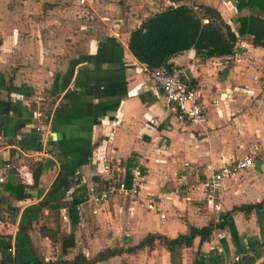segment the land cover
<instances>
[{
    "label": "crops",
    "instance_id": "1",
    "mask_svg": "<svg viewBox=\"0 0 264 264\" xmlns=\"http://www.w3.org/2000/svg\"><path fill=\"white\" fill-rule=\"evenodd\" d=\"M86 2L99 13L82 15L78 0H0V167L10 165L1 184H23L27 193L18 200L0 187V259L72 260L120 248L93 264H172L157 240L151 249H127L151 233L174 238L188 225L212 224L210 237L194 238L173 264H264V206L233 210L264 200V159L256 156L224 181L219 210L205 197L215 168L264 147V46L243 36L230 56L203 58L189 49L171 57L205 108L202 123L181 121L128 49L131 30L172 2ZM202 2L236 33L234 0ZM103 160L121 164L127 188L137 172L139 193L113 194L87 208L84 199L105 184ZM72 198L83 208L75 209L76 222L63 204ZM149 200L156 210L147 208ZM227 212L228 225L217 228ZM41 226L72 234L73 246L62 254Z\"/></svg>",
    "mask_w": 264,
    "mask_h": 264
},
{
    "label": "trees",
    "instance_id": "2",
    "mask_svg": "<svg viewBox=\"0 0 264 264\" xmlns=\"http://www.w3.org/2000/svg\"><path fill=\"white\" fill-rule=\"evenodd\" d=\"M170 1L171 5L163 7L160 11L144 19L138 27L131 30L129 35L128 49L130 53L149 70L168 65V60L171 57L189 49H193L197 56L203 58L230 56L233 54L238 37L250 36L253 46H264V0H234L238 12L234 18V23L237 24L236 33L222 19L219 11L210 5L202 4L200 11L195 12L184 3V0ZM243 9H247L249 13L240 14ZM33 179L36 184L39 179V171L33 172ZM1 186L18 200L27 196L23 184L14 185L10 182L7 185L0 183ZM79 201L78 198H72L70 202L63 203L69 211L72 222L77 220L75 209ZM59 205L56 203L50 207L57 208ZM263 206L264 200L254 204L236 206L233 210L249 214L253 209H261ZM229 220L230 212L222 214L216 227L224 228L228 225ZM214 228L215 226L212 224L203 227L188 225L186 233L174 238L151 233L127 251L131 252L144 247L151 249L157 240L169 251L173 264L175 256L180 255V250L183 247H190L196 237H199L200 242L207 240ZM39 231L49 240L59 242L62 254H65L68 248L74 244L72 234L60 235L58 229L47 226H41ZM122 252L123 250L120 248H106L93 258L77 254L72 260L56 259L54 261H44L35 255L23 264H93L120 255ZM6 263L5 256L2 255L0 264Z\"/></svg>",
    "mask_w": 264,
    "mask_h": 264
},
{
    "label": "built area",
    "instance_id": "3",
    "mask_svg": "<svg viewBox=\"0 0 264 264\" xmlns=\"http://www.w3.org/2000/svg\"><path fill=\"white\" fill-rule=\"evenodd\" d=\"M199 1L200 0H184V3L193 11L199 12ZM78 5L81 7V13L84 16L88 17L91 16V13H99V9L88 6L86 0H78ZM148 72L151 79L160 90L164 106L166 109L172 111L179 120L191 123H202L205 120V108L201 101L200 90L192 85L182 65L169 63L168 65L160 66L152 70L148 69ZM256 156H260V158L264 159V147L251 153L247 157L230 160L215 168L214 172L207 177L205 181V197L211 209L214 211L220 209L219 198L224 181L253 165ZM100 166L101 171L107 174L105 184L99 191L94 192V190H92V194L84 199L82 204L85 207H97L113 194H123L131 199H134L138 195L140 179L137 172L134 174L131 186L127 188L124 168L119 162L103 160ZM9 167V164H4L0 167V183L4 182ZM147 208L156 210L155 201L149 200ZM76 209L81 211L83 208L76 206ZM91 211L93 213L96 212L95 209H91ZM63 217H66L64 213ZM235 259L238 260V256H236Z\"/></svg>",
    "mask_w": 264,
    "mask_h": 264
},
{
    "label": "rangeland",
    "instance_id": "4",
    "mask_svg": "<svg viewBox=\"0 0 264 264\" xmlns=\"http://www.w3.org/2000/svg\"><path fill=\"white\" fill-rule=\"evenodd\" d=\"M202 1H204V0H200V1H199L200 5L204 4ZM223 2H227V3H228V0H223ZM78 10L81 11V7H80V9H78ZM199 11H200V10H199ZM221 17H222V15H221ZM233 19H234V18H233ZM233 19H232V20H233ZM121 261H122V260H119V263H121Z\"/></svg>",
    "mask_w": 264,
    "mask_h": 264
}]
</instances>
